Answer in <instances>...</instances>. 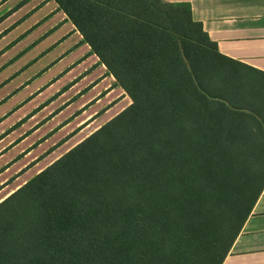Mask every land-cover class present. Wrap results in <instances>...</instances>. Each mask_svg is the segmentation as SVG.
<instances>
[{
    "label": "trees",
    "instance_id": "1",
    "mask_svg": "<svg viewBox=\"0 0 264 264\" xmlns=\"http://www.w3.org/2000/svg\"><path fill=\"white\" fill-rule=\"evenodd\" d=\"M53 1L132 104L0 202V264H222L264 189V73L188 3Z\"/></svg>",
    "mask_w": 264,
    "mask_h": 264
},
{
    "label": "crops",
    "instance_id": "2",
    "mask_svg": "<svg viewBox=\"0 0 264 264\" xmlns=\"http://www.w3.org/2000/svg\"><path fill=\"white\" fill-rule=\"evenodd\" d=\"M41 1L43 5L23 23L49 8L35 20L36 24L43 23L33 33L43 37L41 43L50 41L43 56H52V64L15 95L10 93L28 79L1 96L12 97L0 105V202L52 164L39 169L46 161L40 157L58 145L54 140L62 133L64 136L72 132L69 127L78 118L95 108L90 116L98 115L103 101L118 90L124 92L57 3ZM162 1L188 3L193 20L202 24L222 56L264 73V0ZM29 38L30 35L26 37ZM49 73L54 77L32 89L31 84ZM10 82V78L2 81L0 91ZM52 94L43 102L44 96ZM75 111H79L77 117L67 120ZM222 264H264V189Z\"/></svg>",
    "mask_w": 264,
    "mask_h": 264
},
{
    "label": "rangeland",
    "instance_id": "3",
    "mask_svg": "<svg viewBox=\"0 0 264 264\" xmlns=\"http://www.w3.org/2000/svg\"><path fill=\"white\" fill-rule=\"evenodd\" d=\"M41 4V0H0V88L2 86L1 84H3L1 83L2 81L8 78L11 79V82L5 86V90L0 91V97L6 92L14 89L20 82L28 79V81L20 88L13 90L10 93L11 95H15L21 88L26 86L25 84H30L32 81L39 78V76L44 73L48 67L50 68V65L52 64V56H43L45 53L44 50L49 45L50 41L41 43L40 41L43 37L37 35L38 33H33L36 28L43 23L36 24L35 20L40 19L49 8L32 16V18L29 19V22L23 23L29 16L33 15L35 10L39 9ZM29 35L30 38L26 39ZM51 76H53V74L49 73L39 82L31 84L32 89L43 81L49 79ZM42 86H44V84L41 85V87ZM28 93L29 90L21 93V96H18L15 101L20 100V97H23ZM35 93L36 92H34V94ZM11 95L1 97L0 105L5 103L9 97H12ZM52 96L53 94L44 96L42 98L43 102ZM28 98H30V96ZM94 102L95 101L91 103ZM12 104H14V101ZM102 104H104V107H102L101 110H98V115L92 114V116H90L91 113L96 111L97 108H95V111L89 112L78 118L76 123L69 127L70 131L72 130V132L69 131L71 134L68 133L63 136L62 134L64 133H62L57 137L58 139L54 140V144L58 143L57 146H59V148L55 150L54 148L57 146L53 147L50 150H54L52 155H50V151H48L40 157L41 159L45 157L46 161L44 160L45 163H43L39 169L45 167L48 163H54L70 149L110 121L112 117H115V115H118L131 105L132 100L125 92L118 90L117 93H114L107 100L103 101ZM88 105L86 106L88 107ZM106 111H108V113H105ZM78 112L79 111H75V113H71L72 115L67 120H73L76 118ZM86 119L88 120L84 121ZM82 121L84 122L82 123ZM79 126L82 127L79 128ZM33 172L35 173L37 171ZM11 189H13V187Z\"/></svg>",
    "mask_w": 264,
    "mask_h": 264
}]
</instances>
